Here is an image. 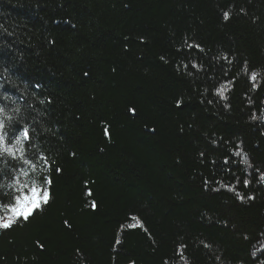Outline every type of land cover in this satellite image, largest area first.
<instances>
[{"label":"trees","instance_id":"trees-1","mask_svg":"<svg viewBox=\"0 0 264 264\" xmlns=\"http://www.w3.org/2000/svg\"><path fill=\"white\" fill-rule=\"evenodd\" d=\"M0 107L52 181L0 264H264V0H0Z\"/></svg>","mask_w":264,"mask_h":264},{"label":"snow or ice","instance_id":"snow-or-ice-1","mask_svg":"<svg viewBox=\"0 0 264 264\" xmlns=\"http://www.w3.org/2000/svg\"><path fill=\"white\" fill-rule=\"evenodd\" d=\"M228 18L229 13L225 12L224 19L227 20ZM189 47L199 46L189 45ZM193 67H196V65H193ZM256 76L257 74L253 73L250 79L255 80ZM218 92L223 96V91L218 90ZM177 103L179 104V101ZM17 111L19 110L17 109ZM129 111L134 113L135 110L129 109ZM0 116L5 117L8 121L12 120V117L7 115L3 107H0ZM5 119H0V158L8 157L21 164V167L15 169L14 175L11 176V182L8 184L11 189L10 199L7 203L0 202V230L6 231L21 222H28L38 211H41L50 203L52 181L47 175H43L39 180L36 178L40 176L41 172L46 173L49 170L47 167L48 162L47 158L42 156L40 159L44 162V167L37 171V164L28 158L24 147V142L31 139L28 128L25 126L22 129H17L18 135L9 138ZM105 135H109L107 129H105ZM23 166H27V168ZM57 171L61 170L57 169ZM95 206V203H93L92 207ZM131 220L134 223L129 224L128 227H143L137 217L132 216ZM183 247L184 245H180L178 252H181ZM205 247H208V245L205 244ZM181 259H184L182 252ZM185 264H187L186 261Z\"/></svg>","mask_w":264,"mask_h":264}]
</instances>
